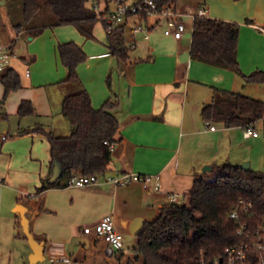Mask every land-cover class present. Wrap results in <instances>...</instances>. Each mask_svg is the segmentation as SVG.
I'll return each instance as SVG.
<instances>
[{
	"label": "crops",
	"instance_id": "crops-1",
	"mask_svg": "<svg viewBox=\"0 0 264 264\" xmlns=\"http://www.w3.org/2000/svg\"><path fill=\"white\" fill-rule=\"evenodd\" d=\"M5 4L0 1V43L11 45L9 65L19 73L21 87L5 95L0 81V122H4L0 135H7L0 139V252L12 255L16 245L17 255L25 253L33 263L49 252L55 264H143L137 233L144 222L156 218L164 205L186 201L194 180L207 178L204 168L220 163L218 127L214 122L215 130L205 126L201 108L216 91L240 92L236 88L245 86L244 78L191 58V16L183 18L186 29L181 39L165 35L162 21L156 24L154 17H129L124 32L128 58L121 60L109 51L99 22L94 24L92 37L73 25L27 35L14 27ZM174 4L184 12L194 14L203 8L206 16L239 23L241 71L264 70V0H176ZM139 21L149 28L147 38L142 32L132 36L131 29ZM66 41H75L86 54L76 70L93 108L107 99L118 102L113 110L118 129L106 172L158 175L157 190L152 184L146 189L133 182L84 187L64 183L37 191L43 181H51L53 164L47 138L29 130L41 125L56 136L71 132L69 120L61 113V101L79 85L66 80L68 71L59 57L57 46ZM22 100L30 101L33 111L20 116ZM233 127L241 129L224 126ZM108 213L124 237V248L119 251L82 231ZM22 215L31 234L43 243L37 257L23 232ZM74 238L78 241L70 251Z\"/></svg>",
	"mask_w": 264,
	"mask_h": 264
},
{
	"label": "trees",
	"instance_id": "trees-1",
	"mask_svg": "<svg viewBox=\"0 0 264 264\" xmlns=\"http://www.w3.org/2000/svg\"><path fill=\"white\" fill-rule=\"evenodd\" d=\"M156 1L175 3L176 0ZM90 2L19 0L16 4L11 0L8 10L17 31L27 35L38 34L47 27L73 25L84 36L92 37L98 19ZM124 32L125 24L105 31L109 51L121 60L128 58ZM238 36L236 22L196 16L191 26L190 56L239 73L248 82L264 83V70L256 69L248 74L241 71L237 60ZM57 49L68 71L66 80L78 83L79 87L61 101V113L71 124L68 135L56 136L41 125L29 130L47 138L51 165L55 159L61 163L59 177L55 181L46 179L37 191L50 185H63L73 173H105L110 151L103 141H113L118 129L113 112L118 102L107 99L95 109L89 93L79 84L76 68L86 59L81 46L75 41H66L59 43ZM0 81L5 95L21 87L19 73L10 65L0 72ZM32 111L30 101L20 102V116ZM201 116L206 122L219 121L226 127L256 123L264 120V101L241 92L219 90L203 105ZM217 171L212 178L197 177L186 201L164 205L156 218L144 222L137 233V248L143 264H218L227 246L244 239L237 234L238 225L229 216L240 201L252 204L247 211H239L240 220L246 223L247 229H254L263 222L264 168L244 169L240 163H224L218 165ZM254 261L252 259L251 263L255 264Z\"/></svg>",
	"mask_w": 264,
	"mask_h": 264
},
{
	"label": "built area",
	"instance_id": "built-area-1",
	"mask_svg": "<svg viewBox=\"0 0 264 264\" xmlns=\"http://www.w3.org/2000/svg\"><path fill=\"white\" fill-rule=\"evenodd\" d=\"M90 8L97 12L98 22L104 25L106 32L112 31L116 26L125 24L129 17L136 16L139 19L154 17L156 24L162 21L163 33L174 39H181L186 29L183 20L185 16H191L192 20L196 16H204L206 10L200 8L196 13H188L179 10L172 2H158L156 0H91ZM263 29L262 26H260ZM148 27L141 21L133 25L131 32L135 37L142 32L144 37H148ZM264 30V29H263ZM134 45V44H133ZM12 56L11 45L0 43V72L8 65ZM29 69H26L28 74ZM205 126L211 130L216 127L213 123L206 122ZM241 127L244 138H260L264 146V131L262 132L256 126V123H246ZM6 134H1L0 139L5 140ZM108 146L109 151L113 149V142L103 141ZM263 168H264V148H263ZM133 182H140L146 189L152 184V188H159L158 175L141 173H96L83 174L73 173L66 180L68 187H84L109 183L115 186L128 185ZM251 202L240 201L239 206L233 209L229 216L235 220L238 225L237 234L244 238L241 242L227 246L224 249V258L221 264H264V218L263 222L254 229H247L246 223L240 220V209L247 211L251 207ZM85 234H94L102 239L113 250L119 251L124 248L123 234L116 228L114 216L112 213L103 215L94 225L85 226L82 229ZM218 264H220L218 262Z\"/></svg>",
	"mask_w": 264,
	"mask_h": 264
},
{
	"label": "rangeland",
	"instance_id": "rangeland-1",
	"mask_svg": "<svg viewBox=\"0 0 264 264\" xmlns=\"http://www.w3.org/2000/svg\"><path fill=\"white\" fill-rule=\"evenodd\" d=\"M1 2H6V7L9 8V4L11 0H0ZM17 4L19 0H14ZM189 1V0H184ZM239 24V23H238ZM16 54L18 52H15ZM234 72V71H233ZM237 77H241L239 73H236ZM245 86L241 84L237 85L236 90L246 95H251L255 98H258L264 101V83H253L248 82L244 79ZM263 121L259 122L256 126L262 132L264 131ZM4 122H0V126H2ZM214 124L218 127V134L221 136V151L222 156L217 159L219 164H216L215 169L206 168L204 173L207 178H212L215 174L218 173L217 167L218 165L223 164L224 162H233L240 163L242 162L241 158H246L243 161H249L250 167L252 169H262L263 168V142L260 138H243L242 130L240 128H224V124L222 122H214ZM63 178H61L62 180ZM24 232V231H23ZM22 232V233H23ZM16 246V245H15ZM13 246V254L10 255L7 251L0 252V264H55L51 263L49 252L45 253V258L43 260H39L35 263L32 262L29 255L25 253L22 255H17L16 248ZM60 263V262H57Z\"/></svg>",
	"mask_w": 264,
	"mask_h": 264
},
{
	"label": "water",
	"instance_id": "water-1",
	"mask_svg": "<svg viewBox=\"0 0 264 264\" xmlns=\"http://www.w3.org/2000/svg\"><path fill=\"white\" fill-rule=\"evenodd\" d=\"M244 169H247L248 167H250V162L249 161H242L240 164ZM210 169L211 166L207 165L204 169ZM61 173V163L55 159L53 162V166H52V176H51V181H55L59 175ZM22 226H23V230L24 233L28 239V242L32 248V252H33V256L37 257L38 254L43 251V243L38 241L37 239L34 238V236L31 234V232L29 231L28 227H27V220L25 218V216L22 215ZM78 240L76 238L72 239V241L69 243V250L72 251V247L73 244L76 243ZM219 263H222V258L219 259Z\"/></svg>",
	"mask_w": 264,
	"mask_h": 264
}]
</instances>
